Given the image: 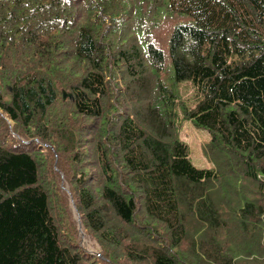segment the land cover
Wrapping results in <instances>:
<instances>
[{
  "label": "trees",
  "instance_id": "16d2710c",
  "mask_svg": "<svg viewBox=\"0 0 264 264\" xmlns=\"http://www.w3.org/2000/svg\"><path fill=\"white\" fill-rule=\"evenodd\" d=\"M91 260L264 264V0H0V264Z\"/></svg>",
  "mask_w": 264,
  "mask_h": 264
},
{
  "label": "rangeland",
  "instance_id": "374dc122",
  "mask_svg": "<svg viewBox=\"0 0 264 264\" xmlns=\"http://www.w3.org/2000/svg\"><path fill=\"white\" fill-rule=\"evenodd\" d=\"M178 88L183 101L188 105H193L196 93L192 85L190 83H181L179 84ZM179 126L180 139L188 145L192 163L199 168H212L214 166L213 163L204 154V148L210 141L211 135L209 134V132L202 128H197L190 120H186L181 110L179 111ZM64 185L69 187L68 183L66 182ZM68 202L70 203L69 210L71 211L72 209L71 212L73 213L74 218H76L70 199ZM83 243L84 245L82 246L86 250H88V252L95 256H102V248L95 240L91 238H84ZM93 261L97 264H101L100 262L95 260H91L90 262Z\"/></svg>",
  "mask_w": 264,
  "mask_h": 264
},
{
  "label": "water",
  "instance_id": "95a60500",
  "mask_svg": "<svg viewBox=\"0 0 264 264\" xmlns=\"http://www.w3.org/2000/svg\"><path fill=\"white\" fill-rule=\"evenodd\" d=\"M63 96H64V98H67V97L70 96V95H69V94L67 95L66 92H64V93H63ZM11 126H12V125H11ZM65 190H66V191L70 194V196H71L70 189L65 187ZM70 202H71L72 208H73V210H74V213H75V215H76L77 221H78V223H79L80 234H81L82 236H84L85 234H84V231H83V229H82L81 218H80V216H79L78 213H77V210H76V208H75V204H74V199L72 198V196L70 197Z\"/></svg>",
  "mask_w": 264,
  "mask_h": 264
}]
</instances>
